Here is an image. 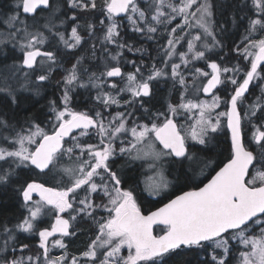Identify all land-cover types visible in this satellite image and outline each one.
Returning <instances> with one entry per match:
<instances>
[{"label":"snow or ice","instance_id":"snow-or-ice-1","mask_svg":"<svg viewBox=\"0 0 264 264\" xmlns=\"http://www.w3.org/2000/svg\"><path fill=\"white\" fill-rule=\"evenodd\" d=\"M65 3L74 10L93 11L98 8L97 0H65ZM99 7L109 21L105 27L104 41L116 44L118 49L125 47L117 39L123 19L128 20L134 31L147 32L149 39H153L152 34L160 30L159 26L168 30L167 26L177 17L182 20V23L168 30L171 38L167 39L163 54L166 57L165 68L168 67L167 61L179 59L180 63L171 64L170 75L182 86L184 94L179 103L169 104L166 112L151 114L147 123L133 121L130 124L131 112L109 113L106 120L100 111L91 115L75 111L70 106V93L74 87H88L91 84L102 89L106 83L102 77L125 79L121 67L112 66L100 77L91 74L85 83L78 71V59L63 78V107L57 109L55 101L50 102L55 114L51 131L36 123H29L26 129H17L6 113L0 112V185L10 183L17 174L16 170L21 168L34 167L45 175L56 172L61 177L58 186L47 187L45 183L33 180L21 187L25 204L31 203L32 207L29 208L28 217L15 227L23 232H38L39 247L43 250L42 257L46 264H167L168 258L178 254V250L185 249L204 253L199 264H233L234 259L236 264H264V122L254 126L253 141L259 151H253L245 143L243 117L239 108L250 84L256 79H264L261 75L264 73V0H243V7L248 9L250 15L245 30V46L242 50L237 48V51L246 59L250 57V60L241 81L237 79L241 71L239 66L228 67L206 56V52L222 47L214 30L212 0H154L150 5L151 11L142 7L138 0H102ZM53 8L54 0H16L14 14L3 21L14 31H9L5 38L0 39V44L16 41L24 53L22 63L28 69L35 68L37 58L43 57L50 62L51 70V66L57 62V54L54 51H41L40 46L48 37L39 29L29 31L27 20L21 19V13L31 14L34 20L39 14L38 10L51 12ZM117 17L121 19L117 20ZM68 19L72 21V26L67 36L58 30L55 23L56 20L60 25L65 23L59 17L53 16L43 27L57 37L66 49H76L83 42L79 31L81 25L75 14ZM99 22L101 25L105 23L104 20ZM186 27L200 31L186 41L187 51H177V45L190 34L177 36V29L183 31ZM95 28V24H87L89 33L94 32ZM256 34H259L258 37ZM120 54L112 59L117 60ZM195 61H204L211 71L195 67ZM181 65L185 68L192 65L190 74L193 83L200 82L197 91L208 94L210 100L186 98L187 78L180 71ZM168 75L163 68L153 66L145 79L137 67L135 72L127 73L124 87H119L115 82L110 85L117 90V95L100 91L96 100L105 108L119 106L118 94L128 92L132 100L124 103L131 105L133 100L151 95V81ZM37 79L46 81L48 76L41 74ZM226 83L234 87L232 94L222 99L216 90ZM0 92L6 93L13 104L17 102L10 85L0 87ZM36 95H39V88ZM222 103L227 110L217 111ZM258 111L264 115V105L260 102L250 105L246 113L249 120ZM181 114H187L186 119L193 121L186 128L177 123L176 117ZM224 128L230 132L227 162L203 187L176 195L156 211L147 214L142 211L137 202L136 188L123 186L127 181L121 171L114 170L112 166L118 154L127 155L129 161H150L149 167L155 171V176L149 178L151 182L147 190L153 196L159 195L171 183L164 172L165 158H172L169 162L173 165H183L185 161L193 160L188 141L206 145L210 133ZM90 131L95 133L98 144L81 142L82 137L90 136ZM69 137L71 139L66 140ZM121 137L130 139L125 143ZM118 139L123 146L117 151L115 141ZM65 157L75 160V166H63L61 161ZM209 164L210 161L204 162L205 167ZM65 180L66 183L63 182ZM34 193L38 194L39 200L33 201ZM93 194L101 196V203L95 202ZM46 207L55 213V222L50 229L39 230L35 221ZM98 209L107 215H98ZM65 213H68V218L64 217ZM77 216L86 217L95 224V238L80 256L69 257L66 251L60 256H50V246L67 249L63 237L74 235V232H70L71 221H75ZM156 226H161L159 234L154 232ZM3 231L6 235L0 244V264H40L41 256L9 258L8 240L15 237L13 229L5 226ZM57 234L61 238L50 240ZM125 249L127 255L123 254ZM234 252L238 253V257Z\"/></svg>","mask_w":264,"mask_h":264},{"label":"trees","instance_id":"trees-1","mask_svg":"<svg viewBox=\"0 0 264 264\" xmlns=\"http://www.w3.org/2000/svg\"><path fill=\"white\" fill-rule=\"evenodd\" d=\"M55 8L51 12L48 10L39 11V14L33 20L31 14L21 13V19H26L29 25V31H36L39 29L43 31L48 37V40L40 47L54 51L57 54V62L51 66L49 70L50 62L45 58V64L42 69H38L37 66L24 76L25 69L20 65L22 59V51L18 43L13 44H1L0 49V73L2 72L6 79L4 82L0 80V87L5 84L11 86L13 93L16 96V103L11 102L10 97L0 92V112L6 113L10 122L13 123L17 129L28 127L29 123L40 124L46 131H51L55 124V114L52 112L51 101H55V107L60 106V97L62 96V82L63 78L67 75L73 64L80 59V65L78 71L80 73L81 80L85 83L88 82V78L91 74L95 73L97 77L105 72L107 68L112 66H121L124 70L125 77L127 73L135 72L139 67L140 73L143 78L147 77L153 69V66L157 69L164 67V54L163 48L166 46V41L169 38V26L168 30H165L163 26H159L160 30L152 34L153 39L148 38L147 32L139 33L133 30L132 26H128L125 19L122 21L119 29L120 36L117 38L118 43L124 44L123 49H118L116 44L107 43L104 41L105 27L108 24L107 19L104 20V25L100 24V20L105 19V16L98 12V8L93 11H83L79 9H71L66 5L65 0H54ZM141 3V2H139ZM213 3V20L215 22L216 39L220 41L222 47L214 48L211 52H206V56L211 60L219 61L223 65L228 67L239 66L241 71L237 74L238 81L244 77V72L249 67L250 58H244L241 52L237 51V48L241 50L245 46L246 28L248 25V16L250 15L247 8L243 7V0H212ZM16 0H0V20L11 16L15 12ZM150 11L149 9H147ZM65 13L67 15H65ZM75 14L78 18L77 22L81 25L79 31L83 36V42L76 49H66L64 45L55 37L50 34L43 26L53 18V16L63 19L65 23L60 25L59 20L55 23L58 26V30L61 32L67 30L72 21L68 19L69 16ZM120 20L121 18H118ZM92 23L96 25L95 31L89 33L87 24ZM20 37H17L19 40ZM16 42V41H14ZM94 46V47H93ZM131 49V50H129ZM118 56L117 60H113L112 57ZM82 58V59H81ZM134 62V63H133ZM6 68L10 70V74L6 73ZM22 74V76H21ZM41 74L47 75L46 81H39L37 77ZM14 75V79L10 78ZM264 76V73H261ZM106 82L102 89L93 87L91 84L88 87H74L70 93L72 96L71 106L75 109H82L88 111L87 113H93L94 111L106 112L99 101L96 100L98 92H110L113 95H117V90L112 89L110 85L117 83L119 87H124L123 82L125 79L102 77ZM254 80L253 82H262ZM7 81V82H6ZM252 83L249 91L244 95L245 110H241L243 122V133L246 146L253 151H259L255 142L253 141V133L256 125H260L264 121V115L261 112H257L256 116L249 120L246 113L249 111V106L260 102L264 105V92L261 90V85ZM175 80L169 78H159L158 80L151 81V95L145 97V100L132 101L131 105H127L124 102L130 100L127 92H120L118 98L120 105L108 107L107 112H131L132 114L140 115L148 122V118L151 114L156 112H166V107L170 101H176L179 98L181 87ZM233 85L226 83L222 85L221 89H218V93L224 99H227L232 94ZM39 88V95H36V89ZM175 90L176 93L174 92ZM144 98V97H142ZM142 102V103H141ZM147 109V112L145 111ZM256 124V125H255ZM81 142L82 139H81ZM230 146V133L224 128L216 133H211L208 143L206 145H192L190 152H194L197 158L213 159L216 161V165L212 167L207 176H209L220 164L227 160L229 156ZM74 167V165H69ZM114 170L119 169L127 181L125 187L138 185L137 171L135 168H121L113 167ZM191 168V169H190ZM204 169V168H203ZM17 174L14 176L10 183L6 185H0V232L3 231V227L7 225H14L18 221H22L29 212V204H25L20 189L27 182H42L51 186H58L61 183V177L56 172L45 175L40 173L38 169L21 168L16 170ZM195 169L193 164L184 162L180 165L179 173H172L169 170V174L175 180L174 193L181 191L185 188L196 185L193 181ZM60 181V182H57ZM66 183L67 181H63ZM83 191H81L80 196ZM144 199V207L153 208L164 202L166 198H152L145 193L142 195ZM35 200H39L35 198ZM94 200L97 204L101 203L100 195L94 194ZM46 210L44 214L38 219L40 225L46 226L47 219H42L46 216ZM78 227H74V226ZM73 226L75 235L71 238H67L68 248L70 252H79L85 246L96 229L95 224L88 218L77 217L76 223ZM80 226V227H79ZM159 227L155 228V231L159 232ZM22 234V233H21ZM23 239H19V238ZM18 255L19 257H25V253L19 246L22 244H32L36 247L38 244L37 239H31L28 235H17ZM1 244V239H0ZM10 252V250H9ZM11 253V252H10ZM204 258V253L196 249L178 250V254H173L167 260V264H199L200 260Z\"/></svg>","mask_w":264,"mask_h":264},{"label":"rangeland","instance_id":"rangeland-1","mask_svg":"<svg viewBox=\"0 0 264 264\" xmlns=\"http://www.w3.org/2000/svg\"><path fill=\"white\" fill-rule=\"evenodd\" d=\"M138 2H141L140 4H141L142 7L146 8V9H149V10L151 11V7H150V5L153 4L154 0H138ZM97 4L101 5V4H102V0H97ZM98 10H99L98 12H101V11H100V8H99ZM165 10H166V11H169L168 9H165ZM101 14H102V13H101ZM6 19H7V18H3V19L0 20V39L5 38V37L7 36V33H8L9 31H14L13 29H10L9 27H7V26L3 23V21L6 20ZM103 20H106V17H105V19H103ZM117 20H118V19H117ZM123 20H124V19H123ZM125 21L128 23V26H129L130 23L128 22V20L125 19ZM107 22L109 23L108 20H107ZM178 23H182V20H181L179 17H177L176 20H174L170 25H168V26L170 27L169 30H170L171 28H173V27H176V25H177ZM71 26H72V23H71V25L67 28V31L65 32V35H66V36L70 33V28H71ZM130 26H131V25H130ZM64 31H65V29H64ZM199 31H200L199 29H195V28H193V29H189V28H187V27L184 28L183 31H181L180 29H177V32H176V35H177V36H182V35H184V33H190L188 36L185 37V40H182V41L180 42V44L177 45V51H187V44H186V41L191 39V35L196 34V33L199 32ZM169 38H171L170 35H169ZM14 43H16V42H14V41L11 42V44H14ZM2 46H3V45L0 44V49H1ZM165 47H167V43H166V46H165ZM20 50H21V48H20ZM21 51H22V50H21ZM22 54H23V51H22ZM40 58H41V59H39V61H38V66H37L38 69H42L43 66H44V64H45V59H44L43 57H40ZM249 58H250V57H249ZM164 60H166V57H164ZM21 61H22V59H21ZM21 61H20V65H21ZM173 62H175V63H180V61H179L178 58H174L173 60L167 61L168 67H167V68L163 67V69H164L165 72H168L169 75L166 76V77H160L161 79H162V78H166V79L169 78V79H171L172 81L174 80V79L171 77V75H170V67H171V64H172ZM216 62H217V63H220L219 61H216ZM194 65H195V67L202 68V69L205 70V71H211L209 68H207V67L205 66V62H204V61H195V62H194ZM191 68H192V65H189L188 68H185L183 65H181V69H180V71H181V72L186 76V78H187L188 92H187V96H186V98H188V99H193V100H199V101L210 100L211 97H210L209 95H206L205 93H202V92L197 91V89L200 87V82H199V81H196L195 84L193 83V76L190 74V69H191ZM5 71H6L7 74H10V73H11L10 70L7 69V68H6ZM28 72H30V71H27V70L25 69V71H24V76H26V74H27ZM21 76H22V74H21ZM22 77H23V76H22ZM10 78L14 79V75L11 76ZM146 78H147V77H145V79H146ZM158 79H159V78H157L156 80H158ZM0 80H2V82H4L5 80H7V79H6V76H5L2 72L0 73ZM7 81H8V80H7ZM7 81H6V82H7ZM240 81H241V80H240ZM256 81H260V79H256ZM125 83H126V77H125V80H124V82H123V85H125ZM178 86L181 87V92H180V94H179V101H178L177 103L180 102V98H181V96L184 94V89L182 88V86H181V85H178ZM263 86H264V81H263V83H262V87H263ZM221 87H222V85L219 86L218 88L220 89ZM217 91H218V90H217ZM127 93H128V92H127ZM218 94H219V93H218ZM219 95H220V94H219ZM128 96H130V100H132V97H131L130 93H128ZM222 99H224V98L222 97ZM135 101H136V100H135ZM177 103H176V104H177ZM241 105L244 106V100H243V99H242V102L239 104V107H241ZM112 106L114 107L115 105H112ZM62 107H63V104H60V106L57 107V108L60 109V108H62ZM167 108H168V106L166 107L165 110H167ZM244 108H245V106H244ZM103 109H104L106 112L109 111L107 108H103ZM225 110H227V109H226V107H225V105H224L223 103L221 104V107H220L219 109H217V111H225ZM115 113H116V112H115ZM186 115H187V114H181L180 116L176 117V119L179 120V121H178V122H179V125H182V126H184L185 128L187 127L188 124H190V123L193 122L191 119H186ZM107 118H108V117H107ZM107 118H106V120H107ZM263 122H264V121H263ZM257 126H258V125H257ZM42 128H43V127H42ZM90 133L93 134L94 132H90ZM94 134H95V133H94ZM210 134H211V133H210ZM120 139H124V140H125V143H127V139H130V137H128V138L121 137ZM120 139H118L117 141H115V145H116L117 151L119 150V148H120L121 146H123V145H121V143H120ZM188 142H189V143H196V142L191 141V140H189ZM98 143H99V142H98ZM98 143H97V144H98ZM157 147L159 148L160 146L157 145ZM165 159H166V158H165ZM205 161H210V164H209L207 167H205V165H204V162H205ZM141 162H142L143 164H145V169H147V170L149 171L148 175H146V178L143 179V189L145 190V193L147 194V196L157 199V198H161V197H165V196H169V195H171V194L174 192L175 180H174L173 178H171V176H169V174H168V169H167V166H166V161L164 162V172H165V175L167 176V178L169 179V181H171V183H170L169 187H168L166 190L162 191L159 195H155V196L151 195L150 192L147 190V185H148V183L151 182V181L149 180V178L155 176V171L149 167V163H150V161L146 160V162H145V161L141 160ZM190 163L193 164V169H195L194 178H193V181H194V182H196L198 179H203V178L206 176V174L208 173V171H209L212 167H214V166L216 165V161L213 160V159H205V160H202L201 158H193V160H191ZM203 168H204V169H203ZM190 169H191V168H190ZM179 170H180V169L175 165V167H174V171H175L176 173H179ZM57 182H60V181H57ZM99 182H100V181L97 179V183H99ZM92 198L94 199V194H93V197H92ZM100 198H101V196H100ZM33 201H36V200L33 199ZM104 202H106V200H105ZM28 207L31 208V207H32V204L30 203V205H29ZM46 208H47V207H46ZM46 208H45V209H46ZM45 209L43 210V213L41 214V216L44 214ZM100 211H102V210H99V209L97 210L98 215H105V216L107 215V213H105V212H103V213L101 214ZM45 213H46V216L43 217L42 219H47L46 221H47V223H49V224H46V226H44V225H40V223H38V219H39L41 216L38 217L37 220L35 221V224H36L37 229H39V230H43L44 228H49V229H50V228H51V225L54 224V222H55V213L50 212V211L48 210V208H47V210H46ZM28 215H29V212L27 213V215H26L25 218H27ZM64 217H65V218H68V213H65V214H64ZM77 217H78V216H77ZM76 220H77V219H76ZM76 220H75V221H71L72 227L70 228V232H74V235H75V231L73 230V226H74V224L76 223ZM20 222H21V221H18V222H16L14 225H7L8 228L13 229V233H12V234H13V236L15 237L14 240H13V239H9V240H8L9 250L15 249L16 251H19L18 248H17V244L19 243V242H18L19 240H17V239H18V238H17V235H18V236H21L22 234H24V235H28V232H23L22 230H19V229H17V228L15 227V226H16L17 224H19ZM3 229H4V227H3ZM95 229H96V226H95ZM21 233H22V234H21ZM31 233H34V236H35V238L37 239L38 244H37L36 247L32 246V244H29V243H27V244L24 243V244H22L21 246H19L20 249H22V250L24 251V253H25V257H24V258L26 259L28 256H32L33 258H35V257H37V256H41V262H40V264H46V262L43 260V257H42V252H43V250L39 247V244H40V237H39V235H38V232L34 230V231L31 232ZM5 235H6V234L4 233V231L0 232L1 244L3 243V241H4V239H5ZM74 235H70V236H67V237H63L64 243L67 245V249H66V250H65V249H61V248H59V247H55V248H53V247L50 246V256H52V257L60 256V255H63V254L65 253V251L67 252V255H68L69 257H71V256H80L81 253L87 249V246H88V244L90 243V241H91L92 239L95 238L96 231H95V233H94L92 236H90V238L88 239V241H87V243H86V246H85L81 251H79V252H70V250H69V248H68L67 238H71V237H73ZM59 238H61V237H60L59 234H57L56 237L50 238V240H51V239H59ZM19 239H23V238L20 237ZM15 242H17V244H16ZM233 243L235 244V242H233ZM24 245H27V247H23ZM236 247L240 248L241 250H244V249L242 248V246H240V245H236ZM16 253H17V254H14L13 257H19L18 252H16ZM123 254H124V255H127V250H126V249L124 250ZM234 255L238 257V253L234 252ZM233 264H236V260H235V259L233 260Z\"/></svg>","mask_w":264,"mask_h":264},{"label":"flooded vegetation","instance_id":"flooded-vegetation-1","mask_svg":"<svg viewBox=\"0 0 264 264\" xmlns=\"http://www.w3.org/2000/svg\"><path fill=\"white\" fill-rule=\"evenodd\" d=\"M257 35V37H258V35L259 34H256ZM262 67H264V66H262ZM123 73H124V70H123ZM264 81V80H263ZM263 81L262 82H252V83H256V84H260L261 85V90H262V92H264V86L262 87V83H263ZM252 83L250 84V86L252 85ZM250 86H249V89H250ZM63 89H64V83L62 82V96H63ZM219 89V88H218ZM217 89V90H218ZM221 89V88H220ZM216 90V91H217ZM176 91L177 90H175L174 92L176 93ZM246 94V93H245ZM71 95V94H70ZM62 96L60 97V100H61V102H60V104H62ZM129 98H130V96H129ZM71 99H72V96H71ZM138 100H145V97L144 98H138L136 101H138ZM244 100V99H243ZM179 101V98H177L176 99V101H170L169 102V104H176L177 102ZM168 104V105H169ZM244 104H245V101H244ZM167 105V106H168ZM70 106H71V104H70ZM57 107H59V106H57ZM71 108L72 109H74L75 111H80V112H86V111H84V110H82V109H78V108H74V107H72L71 106ZM246 108V107H245ZM245 108H244V106H242L241 105V107H240V112H241V110H245ZM58 109V108H57ZM167 111V110H166ZM88 112V111H87ZM94 112H96V111H94ZM94 112L93 113H89L90 115L91 114H94ZM101 113H103V115H104V117H105V119L109 116V113H111L112 115H115V112H101ZM139 116L140 115H138V114H132V118L130 119V124L133 122V121H135V122H142V123H147V121L146 120H144V119H142V118H139ZM241 116H242V113H241ZM244 118V117H243ZM252 119H253V117H252ZM177 120V123L179 124V120L178 119H176ZM242 122H243V119H242ZM256 125V124H255ZM257 126V125H256ZM242 129H243V127H242ZM91 132V131H90ZM230 133V132H229ZM75 134V133H74ZM254 134V133H253ZM71 138L69 137V138H66V140H70ZM82 139V141L84 142V141H87V142H90V143H93V144H97L99 141H98V139L96 138V136H95V134L93 133V134H91L90 133V136H86V137H82L81 138ZM196 144H198V143H189L188 142V145H189V151H190V148H191V146L192 145H196ZM66 146H68L67 145V143H66ZM191 153H193V155H194V158H197L196 157V155L194 154V152H191ZM172 158H167L166 157V159L164 160V162L166 161V166H167V169H168V174H169V170H172V173H175V171H174V167H175V165H173L172 163H170L169 161L171 160ZM114 163L112 164V166L113 167H123V168H131V169H133V168H135V170L137 171V180L139 181L138 182V185L136 186V185H134V187L136 188V190H137V193H138V203L140 204V206H141V209H142V211H144V212H147V211H150V210H152V209H154V208H156V207H158V206H160L161 204H163L164 202H166V201H168L169 199H171V198H173L175 195H177V194H180V193H182V192H184V191H186V190H190V189H193V188H196V187H199V186H201L210 176H211V174L221 165H219L218 167H216V169L209 175V176H207V174H206V176L203 178V179H198L197 181H196V185L195 186H192V187H188V188H185V189H183V190H181V191H178V192H176V193H172L171 195H169V196H166V198L167 199H165L164 200V202H162L160 205H158V206H156V207H153V208H148V207H144L143 206V204H144V199H143V194L145 193V190L143 189V179L144 178H146V175H148V173H149V171L147 170V169H145V164H143L142 162H141V160H136V161H129V159H128V157H127V155H124V156H121V155H117L115 158H114ZM143 161H145L146 162V160H143ZM227 161V160H226ZM226 161H224V162H226ZM186 163H189L190 161H185ZM223 162V163H224ZM222 163V164H223ZM61 164L63 165V166H69L70 164L71 165H74L75 166V164H76V161L75 160H68V158L67 157H65L62 161H61ZM179 169H180V165H176ZM169 176H171L170 174H169ZM172 178V177H171ZM128 187H131V186H128ZM133 187V186H132ZM146 194V193H145ZM82 195H84V193H82ZM147 195V194H146ZM100 213L102 214L103 213V211H100ZM75 228L76 227H78L77 225L76 226H74ZM80 227V226H79ZM157 227H161V226H157ZM159 233V232H158ZM28 236L29 237H31V239L33 240V239H35V236H34V233H31V232H28ZM10 252H11V255H10V257L9 258H12L13 257V255L14 254H17L16 252H18V251H12V250H10Z\"/></svg>","mask_w":264,"mask_h":264},{"label":"water","instance_id":"water-1","mask_svg":"<svg viewBox=\"0 0 264 264\" xmlns=\"http://www.w3.org/2000/svg\"><path fill=\"white\" fill-rule=\"evenodd\" d=\"M120 18V17H119ZM41 51H49V50H46V49H43V48H41ZM23 57H24V55H23ZM40 57H38L37 58V61H38V59H39ZM23 61V60H22ZM22 66L24 67V68H26L24 65H23V63H22ZM28 69V68H27ZM121 69H122V67H121ZM122 72H123V69H122ZM116 78H118V77H116ZM206 95H208V94H206ZM227 162V161H226ZM226 162H224V163H226ZM223 166V164H221L219 167H222ZM219 167L211 174V176L201 185V186H199V187H203V185L204 184H206L210 179H211V177H213L214 175H215V172L216 171H219ZM38 183H42V182H38ZM47 187H52L51 185H47V184H45ZM194 189V188H193ZM193 189H190V190H193ZM190 190H186V191H190ZM185 192V191H184ZM183 193V192H182ZM182 193H180V194H177V195H181ZM176 196V195H175ZM175 196L173 197V198H171V199H174L175 198ZM33 197H39L38 196V194H33ZM170 200V199H169ZM169 200L168 201H166V202H164L163 204H161L160 206H158V207H156V208H154V209H152V210H150V211H156L158 208H160V207H163V205L165 204V203H167V202H169ZM149 211H147V212H145V214H147ZM157 227V226H156ZM154 232H155V228H154Z\"/></svg>","mask_w":264,"mask_h":264}]
</instances>
